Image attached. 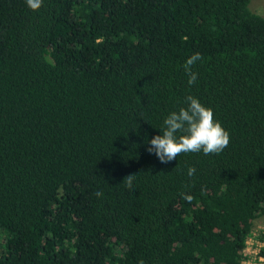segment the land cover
I'll return each mask as SVG.
<instances>
[{
	"label": "trees",
	"instance_id": "16d2710c",
	"mask_svg": "<svg viewBox=\"0 0 264 264\" xmlns=\"http://www.w3.org/2000/svg\"><path fill=\"white\" fill-rule=\"evenodd\" d=\"M250 2L0 0V264H242L253 233L264 241ZM189 95L230 143L161 163L148 141Z\"/></svg>",
	"mask_w": 264,
	"mask_h": 264
},
{
	"label": "clouds",
	"instance_id": "9594fccd",
	"mask_svg": "<svg viewBox=\"0 0 264 264\" xmlns=\"http://www.w3.org/2000/svg\"><path fill=\"white\" fill-rule=\"evenodd\" d=\"M43 0H26L27 6L38 10ZM202 60L200 53L193 54L184 65L185 74L188 76L187 83L192 85L196 82L198 73L192 71L197 61ZM187 107H181L178 111H172L163 121V129L160 135L154 136L148 143L146 150L154 154L161 163L172 162L182 153L203 152L204 155L220 154L230 143L229 133L222 125L214 120L211 108L205 107L201 102L189 95L186 97ZM195 167H189L187 175L194 176ZM134 174L128 175L123 182L126 187L132 189ZM99 198L102 192H96ZM184 200L191 201L192 196L181 193ZM140 264H143L141 261Z\"/></svg>",
	"mask_w": 264,
	"mask_h": 264
},
{
	"label": "built area",
	"instance_id": "2783aa9c",
	"mask_svg": "<svg viewBox=\"0 0 264 264\" xmlns=\"http://www.w3.org/2000/svg\"><path fill=\"white\" fill-rule=\"evenodd\" d=\"M259 229L264 236V227ZM259 235L258 232H254L253 236L247 240V246L243 251L245 259L242 264H264V241L258 238ZM253 239V244H251L249 240Z\"/></svg>",
	"mask_w": 264,
	"mask_h": 264
},
{
	"label": "rangeland",
	"instance_id": "374dc122",
	"mask_svg": "<svg viewBox=\"0 0 264 264\" xmlns=\"http://www.w3.org/2000/svg\"><path fill=\"white\" fill-rule=\"evenodd\" d=\"M250 9H251L254 13H256V14H258V15L264 17V0H251V2H250ZM258 224H259V223H258ZM260 225H261V224H260ZM262 225H263V224H262ZM258 226H259V225H258ZM259 228H262V226L259 227ZM253 241H254V239H253V240H249V242H250L251 244H253Z\"/></svg>",
	"mask_w": 264,
	"mask_h": 264
}]
</instances>
